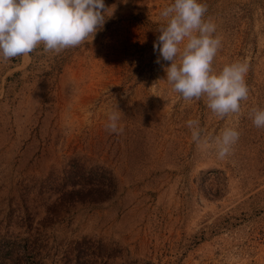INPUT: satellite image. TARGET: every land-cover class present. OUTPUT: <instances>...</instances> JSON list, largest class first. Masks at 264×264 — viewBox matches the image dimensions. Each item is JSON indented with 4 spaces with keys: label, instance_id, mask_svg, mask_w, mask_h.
I'll return each instance as SVG.
<instances>
[{
    "label": "rangeland",
    "instance_id": "374dc122",
    "mask_svg": "<svg viewBox=\"0 0 264 264\" xmlns=\"http://www.w3.org/2000/svg\"><path fill=\"white\" fill-rule=\"evenodd\" d=\"M199 2L222 42L213 70L249 65L248 98L224 118L206 96L181 98L164 80L170 62L155 63L174 0H105L113 14L92 41L0 57V264L32 250L43 264H264V128L252 114L264 109V0ZM118 110L116 134L106 124ZM228 128L240 135L221 159L214 141ZM70 160L111 170L118 193L50 224L44 181ZM82 239L101 247H69Z\"/></svg>",
    "mask_w": 264,
    "mask_h": 264
},
{
    "label": "clouds",
    "instance_id": "9594fccd",
    "mask_svg": "<svg viewBox=\"0 0 264 264\" xmlns=\"http://www.w3.org/2000/svg\"><path fill=\"white\" fill-rule=\"evenodd\" d=\"M111 8L105 0H0V57L7 61L26 56L40 44L44 52L59 54L89 38L92 41L111 18ZM207 11V4L199 0H174L164 8L161 16L167 19V25L153 43L154 52L159 53L155 63L170 62L163 69L164 80L181 98L190 101L206 96L207 107L224 118L239 113L241 102L248 98L245 76L249 65L237 61L218 73L213 70L212 62L222 42L214 35L215 23L210 17L205 19ZM252 114L253 124L264 128V109H253ZM119 118V110L109 114L106 129L119 134ZM187 126L192 129L193 141L199 144V121L189 119ZM239 135L236 129L228 128L215 138L219 158L230 153Z\"/></svg>",
    "mask_w": 264,
    "mask_h": 264
},
{
    "label": "trees",
    "instance_id": "16d2710c",
    "mask_svg": "<svg viewBox=\"0 0 264 264\" xmlns=\"http://www.w3.org/2000/svg\"><path fill=\"white\" fill-rule=\"evenodd\" d=\"M44 184L54 194L53 201L45 209V220L50 221V224L63 220L74 208L101 204L118 193V180L111 170L101 165L92 167L80 160H70L59 172H51ZM96 246L101 247L99 241L95 243L85 239L73 241L69 245L73 250H93ZM32 255L30 253V259L25 262L23 255L15 254L12 261H22L24 264H43L39 253L35 252L34 257ZM132 263L137 264L138 261Z\"/></svg>",
    "mask_w": 264,
    "mask_h": 264
}]
</instances>
